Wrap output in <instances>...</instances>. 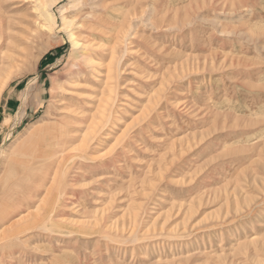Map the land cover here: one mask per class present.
I'll use <instances>...</instances> for the list:
<instances>
[{
  "label": "rangeland",
  "instance_id": "374dc122",
  "mask_svg": "<svg viewBox=\"0 0 264 264\" xmlns=\"http://www.w3.org/2000/svg\"><path fill=\"white\" fill-rule=\"evenodd\" d=\"M0 264H264V0H0Z\"/></svg>",
  "mask_w": 264,
  "mask_h": 264
},
{
  "label": "bare ground",
  "instance_id": "6f19581e",
  "mask_svg": "<svg viewBox=\"0 0 264 264\" xmlns=\"http://www.w3.org/2000/svg\"><path fill=\"white\" fill-rule=\"evenodd\" d=\"M43 13H45V12H43ZM45 15H46V18H47V20L49 22H53L54 21L53 17L50 14L46 13ZM70 37H71V39H73L72 35ZM73 45L77 46L78 42L73 40ZM34 145H35V143H31V144H29L28 147L26 146L22 150V153H20L19 160H16V162H15L16 164L15 165L20 170L27 171L28 173H37V172L41 171L39 166L35 165V162L39 163L38 160H40L42 158H47V157H49L48 155H50L52 153V151L48 152L47 150H49V149H46L45 146L43 148L39 149L38 147H36ZM49 147H51V146L49 145ZM16 166H15V169H16ZM14 175L15 174L13 173L12 177ZM55 176H57V175H55ZM11 179H13V178H11ZM21 180H23L27 184L30 183V181H31L30 176L27 175L25 178H19L13 184L9 183L10 185H9V187L7 189V192H6L8 198H13L14 196H19L20 195V194L18 195V193L14 190V188H20V186H22V181ZM53 182H54V180H53Z\"/></svg>",
  "mask_w": 264,
  "mask_h": 264
}]
</instances>
